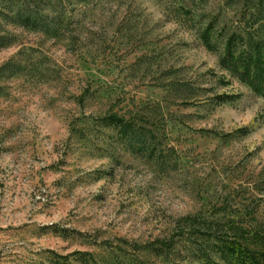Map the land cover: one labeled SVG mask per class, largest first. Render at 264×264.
<instances>
[{"label":"rangeland","instance_id":"rangeland-1","mask_svg":"<svg viewBox=\"0 0 264 264\" xmlns=\"http://www.w3.org/2000/svg\"><path fill=\"white\" fill-rule=\"evenodd\" d=\"M256 236L264 0H0V264H264Z\"/></svg>","mask_w":264,"mask_h":264},{"label":"trees","instance_id":"trees-1","mask_svg":"<svg viewBox=\"0 0 264 264\" xmlns=\"http://www.w3.org/2000/svg\"><path fill=\"white\" fill-rule=\"evenodd\" d=\"M239 231H240V228H237ZM239 239L240 240H244V241H249V240H251V238H248L247 236H244L243 234H241V233H239ZM215 237V239H217V240H221V238L219 237V236H214ZM254 239H256V241H259V242H261L263 245H264V236H256V238H254Z\"/></svg>","mask_w":264,"mask_h":264}]
</instances>
